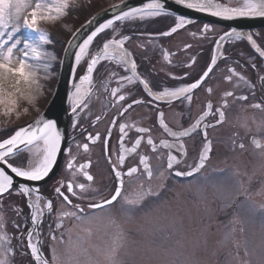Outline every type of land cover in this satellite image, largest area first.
I'll return each instance as SVG.
<instances>
[{"label":"snow or ice","instance_id":"obj_1","mask_svg":"<svg viewBox=\"0 0 264 264\" xmlns=\"http://www.w3.org/2000/svg\"><path fill=\"white\" fill-rule=\"evenodd\" d=\"M181 5L186 6L189 9H196L200 12H208L213 16H220L225 18H232L235 16H251V17H264V0H243V3L238 7H229L225 4L215 3L214 0H177ZM75 3V0H0V113L4 116H12L15 114L17 117L20 116V112L17 110V106L21 99L28 100L31 102L34 97L30 93L25 92L21 88V84H29L34 73L31 71L30 59H37V57H29V50L33 53L38 51V45L34 43L33 37L28 35L21 38L19 35L21 29H27L30 33H38V40L43 42L47 41L48 33L38 27L41 21H56L67 15L70 7ZM123 4V0H120ZM119 5H113L112 7H118ZM31 9L30 13L27 12ZM165 13V5L162 0H149L141 8H130L127 11H121L119 15H115L112 19L107 20L99 26L83 40V43L79 44V51L75 54L76 63L79 64L85 56H90L91 59L87 64V72L85 75L80 76V83L75 84V91L69 95V102L72 108L73 115H77L81 109L88 108V97L91 96L93 88V73L96 66L102 60H115L118 65L122 64L126 67V70L131 72V75L120 76L119 86L111 88L110 96L112 97L115 104L121 105V110L118 111L117 115L112 117L111 125L116 126L118 124L120 132V147L117 153L116 160L113 162L109 157V163L114 174V180L116 181L115 186L106 198H102L98 202L90 201L87 204V208L90 210L88 214L85 213V209L81 204H74L73 200L69 198L70 194L72 197L77 199H84L90 192L91 186L88 183H74L72 180L67 181L61 186L55 187L54 191L58 198L70 208V210L61 209L57 216V222L55 224L56 230H62L64 228L65 219H71L75 221L93 223L98 219H104L108 225L115 229V234L112 238L111 245L104 248L98 249L97 257H93L89 254L88 248L81 245L71 244L68 251L67 259L64 260L57 253L55 246L51 247V259H47L42 256L40 248L39 233L35 229L39 228L42 222V217L45 214V210L52 212L54 210V202L49 199L46 203H43L41 197L37 195L35 202H29L30 222L33 226L26 233L27 248L30 250V255L36 264H80V257H84L86 264H121L120 250L125 247V234L116 218L112 215L106 217H96L94 213L96 211L103 212L105 209H111L114 204H120L119 211L126 217L131 216L138 211L144 203L150 198H158L161 194V190L164 189V181L167 179L165 173L169 175L173 174V169L177 168L181 163L178 159V155H174L171 149L178 148L181 153H186V148L183 143V138L191 136L197 130L201 128L203 122L211 115L215 119V124L203 125V145L199 152L198 159L190 166L191 170L175 171L176 176H193L199 175L203 169L207 167L208 161L211 158L213 152L212 141L208 138V128L217 127L222 125L226 119V111L229 107V98L234 100L246 102L248 97L246 95L236 96L233 91H224L221 97V104L215 107L213 102L209 100L206 103L205 110L198 116V118L187 128L180 131H174L164 120V113H159V124L163 130L172 138L169 140H160L159 144L163 149L169 150L166 157V166L164 170L159 171L158 175L154 172L151 164V157L149 155L139 156V166L127 167L126 171L122 170L125 166L126 155L128 153H136L137 149L141 145L143 136L138 137L134 144L130 148H126L124 145L125 137L128 135L126 129L134 127L125 122H120L122 117L127 111L132 109L134 105H140L144 103H151V101H145L143 99H132L131 103H126L128 96L121 94L125 83L128 85L136 84L137 82L143 85L147 96L154 98L156 101H166L171 103L172 101H187L189 104L193 101V95L202 85H204L210 78V74L213 73L217 66V56L211 57V62L207 65L206 70L194 79L190 83H184L179 87L163 88L160 91H153V86L150 81L146 78H142L137 72V64L135 59H132V53L125 47V43L131 39L128 35L116 33L119 29L115 27L117 22H125L129 20L140 19L143 20L147 17H158ZM191 23L183 16H177L176 22L173 27L168 31L159 33L160 36L169 37L176 33L178 30L184 28L186 24ZM111 29L113 35L111 38L105 40L102 47L94 55L89 52V47L93 44L94 39L98 37L100 33H104L105 30ZM209 29L208 25H204V30ZM79 29H77V32ZM75 35V33H73ZM226 37H235L237 40L242 38V34L236 32L235 29L232 32L224 33L223 36L216 42L219 45L220 41ZM247 40L252 42L253 47L264 56V51L256 45L253 40L252 34L247 35ZM71 44V41H69ZM142 47V45H141ZM185 49L189 48L190 45H185ZM171 53L167 50L163 52L164 59L171 63L169 59ZM192 62H195L193 58ZM255 67V65H253ZM74 71V70H73ZM229 75L225 76L226 81L231 82L233 76L238 77L240 80H244V77L235 71L234 68H229ZM115 76V73H111ZM185 77L188 73H184ZM176 79V77H173ZM87 82L88 88H84V84ZM104 91L108 92L107 85L104 86ZM206 92L211 94L213 92L212 87H208ZM126 104V106H125ZM254 109L264 110V103H254L249 105ZM23 112L27 113L28 108H24ZM101 119L100 116H96V121ZM246 126V125H244ZM73 127H76V121L73 122ZM136 131L141 134L150 132V129L146 127H138ZM108 134L111 136V127L108 129ZM61 133L57 128V121L54 118L45 119L41 117L40 120L36 121V126L28 125L27 127H21L15 131V134L7 139L0 142V163L7 166V169L11 170L16 177H23L28 181H41L43 180L53 168L56 161V154L60 148ZM101 139L100 133H96L95 136L89 134L88 140L96 142ZM43 142V154L42 158H39L36 162L31 160L27 164H15L10 162L9 157H12L18 151V145L23 144L25 146L35 145L39 142ZM235 144V141H233ZM254 147L260 149L264 147L256 140L253 141ZM105 149L107 151L108 139L104 140ZM147 144L151 146L153 151L157 150V145L154 142L151 135L147 137ZM80 147V146H78ZM240 149H244L245 145L240 143L238 145ZM84 151H88L89 144L84 143L82 145ZM71 154V149L69 150ZM161 159V157H157ZM76 157L73 156L67 164L69 170L79 171L86 178V181L92 182L94 177L86 169L90 167V161L86 164H80L79 168L76 169ZM142 166V168L140 167ZM156 175V178L160 181L157 191H154L151 186V181ZM218 175L224 177L225 182L227 179V173L224 169L218 170ZM133 176H143L146 181L149 182L148 186L145 187L142 181L138 187L131 191L126 192L125 190V179ZM14 189L13 176L6 171L5 167L0 166V204L3 203V197L12 195ZM66 189V192L65 190ZM21 196L31 197L34 191L38 192V189H33L26 184L19 185L17 190ZM94 191V190H92ZM68 193V194H66ZM243 197V200L240 198ZM237 201H240L237 203ZM229 207L237 209V217L233 220V223H240L238 214L239 212H247L250 215L260 213L264 215V204L256 205L250 203V195L248 189L244 188L243 184L240 185V191H238L236 197L233 199L232 204ZM19 228V225H16ZM5 229L3 217L0 216V249L3 250V255L0 257V264H10V260L14 259V249L10 246H5V242L9 240ZM86 232L91 234V229H85ZM235 231V229H233ZM50 238L52 241L57 240L55 231L50 232ZM60 243H64V232L60 231ZM35 237V239H34ZM13 255L10 257L9 254ZM247 249H245V255H247Z\"/></svg>","mask_w":264,"mask_h":264},{"label":"flooded vegetation","instance_id":"obj_2","mask_svg":"<svg viewBox=\"0 0 264 264\" xmlns=\"http://www.w3.org/2000/svg\"><path fill=\"white\" fill-rule=\"evenodd\" d=\"M229 3L235 6L240 4L239 0H229ZM189 21L191 23L186 24L184 28L169 37L160 36L159 33L168 31L175 25V16L172 18L158 16L143 20L135 19L119 22L116 25V28L119 29V32L116 33L117 36L123 34L131 37L125 43V47L132 53V59L136 61L137 72L142 78L150 81L153 91H160L166 87H179L184 83L192 82L206 70L207 65L211 62V57L213 55L217 56L215 70L210 74L207 82L194 92L191 104L187 101H172L171 103L156 101L154 98L147 96L143 85L138 82L132 85L125 83L121 94L128 96L126 103H131L132 99L150 100L151 103L134 105L120 121L134 125V127L126 129L128 133L124 141L126 148H130L141 135L144 137L137 152L126 155L125 166L122 169L124 171H126L127 167L139 166L140 155H149L153 170L158 175V172L164 170L166 166V157L169 151L163 149L159 141L162 139L172 140L159 124V113H164L165 122L174 131L183 130L201 115L209 100L213 102L215 107H218L222 102L221 97L224 91H233L236 96L246 95L248 100L243 102L229 98V107L225 109L226 121L217 127L208 128V138L212 141L213 152L207 167L199 175L205 174L209 166H248L250 164L264 166V160H258V157H255L257 152L264 151V147L255 148L254 139H252V137H256L255 140L264 145V110L249 107V105L254 103H264V56H261L245 40H237L235 37H226L217 45L216 42L227 31L221 25L208 20ZM204 25L209 26L207 31L204 30ZM263 33L262 35H264ZM112 35L111 29L106 30L103 35L93 41V44L89 47V52L94 55L101 48L103 42L111 38ZM254 37L255 39L257 37L260 47L264 51V39H262L264 36H261V38L256 34ZM185 45H190V47L185 49ZM165 50L171 53L169 57L171 63L164 59L163 52ZM193 58H195L194 63L192 62ZM90 59V56H85L78 64L70 94L75 91L74 85L80 83V76L86 74L87 64ZM126 67L130 66L118 65L115 60H102L93 73V91L91 96L88 97V108L81 109L75 116L68 99V110L71 111V115L67 125L65 144L64 146L61 144L56 154V161L53 165L54 170L50 177L39 186L38 194L32 193V196L29 197L30 201L34 200L35 202V197L39 195L42 206L49 199L54 202V210L52 212L45 210L42 222L39 225L42 229L48 226L51 232H56L55 224L59 211L61 209L70 210L57 197L54 191L55 187L61 186V184L69 180L74 183L90 184L91 189L94 191L90 190L84 199H77L66 193L74 204H81L86 214L90 212L87 208V204L90 201L98 202L102 198L108 197L112 192L116 181L109 163V157H111L113 162L116 160L120 147V132L118 124L112 126L111 120L121 110V105L115 104L113 106L114 101L110 96V90L119 86L120 76L131 75V72L126 70ZM229 68H234L237 73L244 77V80L233 76L231 82L226 81L224 77L230 74L228 72ZM185 72L188 73L186 77L184 75ZM111 73L116 75L112 76ZM173 77H176V79H173ZM105 85L108 87V92L104 91ZM83 87H89L87 82H85ZM208 87L213 89L211 94L206 92ZM96 116H100L101 119L96 121ZM74 121H76V127H73ZM204 124H215L214 117L210 115L199 130L191 136L183 138L186 153H181L178 148L171 149L174 155H178L181 163L172 170L173 174L165 173L167 179L164 181L165 187L161 190L160 196L172 182L179 180L174 175L175 171H190V166L198 159L204 143ZM110 127L111 136L108 134ZM138 127H146L150 129V132L146 134L138 133L136 131ZM8 128L7 126L3 127L2 130L0 129V139L5 136H2L4 134L2 131H6ZM96 133H100L101 139L96 142L89 141V134L95 136ZM148 135H151L156 143V151H153L151 146L147 144ZM105 139H108L107 151L104 144ZM233 141H235V144ZM84 143L89 144L88 151L83 150L82 145ZM240 143L245 145L244 149L238 147ZM33 153V161L36 162L41 157L40 151L36 148ZM73 156L76 157V169L79 168L80 164H86L90 161V167L86 170L94 177L92 182L86 181V178L79 171L74 173L73 170L67 168L68 161ZM27 157V154L17 153L9 157V161H14L15 164H27L29 161ZM157 157H161V159H157ZM140 167L142 168V166ZM215 169L217 168L213 167V170ZM193 176H188L185 179H191ZM124 179L126 192L135 190L142 181L145 187L149 184L143 176H133L131 178L125 176ZM150 183L154 191L159 190L160 181L156 178V175H154ZM63 190L66 192V189ZM13 192L14 195L6 194L3 197V203L0 204V216L3 217L4 230L9 237V240L5 242V246H12L10 243L12 229L16 231L17 235L21 234L23 229L22 221H24V216L16 208L17 204H20L22 200L27 202V198L21 196L14 189ZM119 205L114 204L113 208ZM45 220L48 222L44 223ZM67 220L69 219H65V221ZM17 224L19 228L16 227ZM60 231L67 233L65 230Z\"/></svg>","mask_w":264,"mask_h":264},{"label":"rangeland","instance_id":"obj_3","mask_svg":"<svg viewBox=\"0 0 264 264\" xmlns=\"http://www.w3.org/2000/svg\"><path fill=\"white\" fill-rule=\"evenodd\" d=\"M69 14L72 15V12L68 11ZM52 23L54 21H41L38 24L48 33L47 41H39V34L30 33L27 29H21L19 34L21 38L31 35L38 45L37 52L29 50V57H37L29 60L34 75L29 84H21V88L34 97L31 102L25 99L21 101L32 107L37 106L39 98L45 93L47 79L53 76L50 69L56 56L51 49L44 48L54 34ZM64 28L68 31L69 24L66 23ZM43 104L38 102V106ZM23 113L20 112V115ZM4 117L0 113V126ZM6 117H11L9 121L18 118L15 114ZM27 150L30 156L28 160L33 161L34 147ZM255 157L264 160V151L257 152ZM213 167L217 169L213 170ZM224 168L229 179L222 182L225 178L220 177L217 170ZM241 184L248 189L250 203L264 204V166H209L202 177L172 182L163 197L145 202L131 218L119 211L120 205L103 212L96 211L94 215L98 218L112 215L124 230L125 247L120 250L121 264H264V215L239 212L241 222L234 224L237 209L228 206L240 191ZM240 199L243 200V197ZM18 208L19 203L16 210ZM85 229H91V234ZM62 230L67 231L64 233V243H60L58 233L55 242L50 238V233L43 236L49 259L50 249L55 246L57 253L66 260L71 244H82L88 248L91 256L97 257L98 249L110 246L115 234V229L104 219L93 223L69 219L64 221ZM2 255L3 250L0 249V257ZM12 255L9 254L10 257ZM31 258L24 246H16L10 264H36ZM80 264H86L84 257H80Z\"/></svg>","mask_w":264,"mask_h":264},{"label":"water","instance_id":"obj_4","mask_svg":"<svg viewBox=\"0 0 264 264\" xmlns=\"http://www.w3.org/2000/svg\"><path fill=\"white\" fill-rule=\"evenodd\" d=\"M148 2L149 0H123V4H121L119 1L113 4L119 5L118 7H112L113 5H110L98 11L78 28V32L77 29L73 32L75 33V35L72 34L63 51L61 69L54 93L46 108L29 125L35 127L36 121L40 120L41 117L45 119L54 118L57 121V128L59 129L60 133L62 134V132L66 131L67 122L69 119V114L66 107L67 96L71 85V74L76 62L75 54L79 51L78 45L83 43V40L86 39L87 36L90 35L91 32L99 26V24L112 19L115 15H119L121 11H127L130 8H141ZM162 2L165 5V11L172 12L181 16L212 19L235 30H246L248 28L264 26V17L235 16L232 18H225L220 16H213L208 12H200L196 9H189L186 6L178 3L177 0H162ZM69 41H71V44H69ZM24 146L25 145L20 144L18 145V149ZM3 167H5L6 171H8L9 174L13 176L14 186H17L18 188L19 185L22 184H26L31 188H34L48 179V176H46L41 181H28L23 177H16L14 173H11L10 169H7V166Z\"/></svg>","mask_w":264,"mask_h":264},{"label":"trees","instance_id":"obj_5","mask_svg":"<svg viewBox=\"0 0 264 264\" xmlns=\"http://www.w3.org/2000/svg\"><path fill=\"white\" fill-rule=\"evenodd\" d=\"M111 1L112 0H81L78 6L69 10L70 12H72V15L69 14L67 23L70 24L71 28H75L92 13H95ZM53 33L55 37L54 45L56 46V50L54 51L59 56L63 41L69 36V31L62 29L61 27H56Z\"/></svg>","mask_w":264,"mask_h":264}]
</instances>
